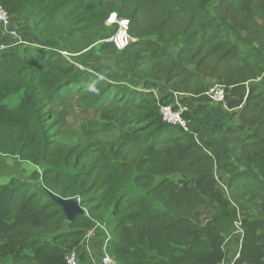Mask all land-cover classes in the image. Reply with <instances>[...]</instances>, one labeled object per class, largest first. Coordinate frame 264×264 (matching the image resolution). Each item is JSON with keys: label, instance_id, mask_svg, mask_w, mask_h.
<instances>
[{"label": "trees", "instance_id": "trees-1", "mask_svg": "<svg viewBox=\"0 0 264 264\" xmlns=\"http://www.w3.org/2000/svg\"><path fill=\"white\" fill-rule=\"evenodd\" d=\"M139 1L0 0L43 43L0 52V264H67L90 232L114 264H221L241 213L236 264H264V35L242 25L264 0ZM123 21L136 41L118 50ZM174 94L187 121L226 110L221 181L196 134L163 121ZM74 100L92 115L69 126ZM50 193L87 215L69 223Z\"/></svg>", "mask_w": 264, "mask_h": 264}, {"label": "rangeland", "instance_id": "rangeland-1", "mask_svg": "<svg viewBox=\"0 0 264 264\" xmlns=\"http://www.w3.org/2000/svg\"><path fill=\"white\" fill-rule=\"evenodd\" d=\"M125 4H130L131 6L137 5L140 1L139 0H124ZM145 6V5H144ZM148 12H152L151 8H147L145 6L144 8ZM76 12L68 11L67 16L65 19H70L75 15ZM261 14V12H259ZM255 12L252 14L251 19L248 21V28L245 27V24H242L245 31H249L250 35H257L259 39H261L260 35H264V16ZM144 15V14H143ZM142 19L143 22L146 21L149 18V15L146 17H143ZM263 17V18H262ZM114 16L110 17L106 21V25L110 26L112 25L116 20L113 19ZM241 20H245V16L241 18ZM116 23H118L116 21ZM57 25H64V23H57ZM120 30V29H119ZM118 30V32H119ZM257 30L259 33H257ZM116 33V35L118 34ZM19 33V32H18ZM20 35V33H19ZM114 35V36H116ZM118 35H127V30L125 31L124 29L121 28V31ZM35 38L37 39V43H32L33 45H42V41L39 40L36 35ZM132 38V36H131ZM86 37H79L75 41L79 44H85ZM135 42L136 40L132 38ZM110 42V40H108ZM97 45V44H95ZM94 45V46H95ZM64 55H67V52H63ZM220 66V65H218ZM221 66L219 67L218 72L220 71ZM177 107V106H176ZM188 107V106H187ZM178 108V107H177ZM189 110L193 113V108L191 106L188 107ZM63 110V113L66 114L68 117L65 119V123L69 126H73L74 124L81 123L83 120L86 118L90 117L92 115L91 111L85 107L83 108V104H79V101L74 100V102H67L63 105V107L60 108V110ZM95 117V116H94ZM227 112L221 107H218L216 105H212L209 107L208 110L205 111L204 114L199 115V116H193L191 121H188V128L195 134H199L200 130L202 131V135L200 136L201 139V146L204 148V150L207 153H212L214 157L216 158L217 161H219L221 164H226L224 163L227 159L226 153H227V147H226V138L229 133L230 127L227 124ZM197 140V138H196ZM197 143L199 144L198 140ZM212 155V156H213ZM228 162V161H226ZM27 170H32V167L30 166H24ZM215 178L221 181L220 175L222 173V169L217 168L216 166V171H215ZM6 173L8 174H17L21 175L20 169L17 171V168L14 164V162H9V168L6 170ZM22 176V175H21ZM24 177V176H23ZM258 205H263L264 206V201L259 200L257 202ZM242 213L238 215V220L237 224L240 225L242 223ZM241 222V223H240ZM236 225H233L232 233L230 236L226 239L225 244H224V249L225 251L228 252V254H231L233 252H236L237 249V244L238 242V229H236ZM244 231V230H243ZM244 233V232H243ZM233 236V237H232ZM232 237L230 240L229 238ZM228 240L230 242H228ZM242 240V239H241ZM224 251V252H225ZM242 252V250H241ZM241 257V256H240ZM226 259V257H225ZM224 259V260H225Z\"/></svg>", "mask_w": 264, "mask_h": 264}, {"label": "built area", "instance_id": "built-area-1", "mask_svg": "<svg viewBox=\"0 0 264 264\" xmlns=\"http://www.w3.org/2000/svg\"><path fill=\"white\" fill-rule=\"evenodd\" d=\"M12 26H16V25L12 24L11 16L9 15L8 11L0 5V27L4 30L5 35H8L10 38L14 40L16 39L18 40V42H13L12 44L9 45H0V52L11 50L19 47L20 45L26 44L21 39L18 33V29L17 28L11 29ZM127 27H128L127 21L121 22L122 29L126 31ZM133 41L134 40L131 39L129 35H117L116 37L110 40V42H113L118 50H124ZM225 95H226L225 88L222 86H214L210 88V90L207 92V96L209 97V99L216 104L223 103L225 100ZM181 96L182 95L180 94H174V97L176 98L175 105L178 107L177 110H175V108L172 105L163 106L161 107V114L163 117V121L165 123L174 127H180L184 131H188V121L183 117V114L185 112H189V108L185 104H182V101L180 100ZM235 225L237 227L236 229H238V234H239L238 235L239 241L236 242L237 244L236 252L228 254V252L225 251L223 247V250L226 253V259L221 264H236V262L241 256L244 233L241 224L238 225L236 223ZM92 234L95 235L93 232H90L88 234L87 239ZM232 237H230L229 240ZM229 240L228 242H230ZM79 259H80L79 255L76 252H71L67 257V264H79ZM102 264H114V260L108 254H106L102 259Z\"/></svg>", "mask_w": 264, "mask_h": 264}, {"label": "crops", "instance_id": "crops-1", "mask_svg": "<svg viewBox=\"0 0 264 264\" xmlns=\"http://www.w3.org/2000/svg\"><path fill=\"white\" fill-rule=\"evenodd\" d=\"M18 23H21L19 25L16 26H12L11 29L13 28H17L18 32L20 33V37L23 40V42L27 43H37V39L35 38V34L31 31V28L28 24H25L24 22H22V20H19ZM10 29V30H11ZM13 42H18V40H14L12 38H10L8 35H5L4 30L0 27V45H9L12 44ZM228 117V114H227ZM202 131L200 130L199 134H196L197 138L200 140L201 139L199 137L203 136L202 135ZM194 133V132H193ZM228 139L226 138V147H227V153H226V161H230L233 160V158H231V153L229 152V147H228ZM210 156H212L213 154L209 153ZM215 160L216 166L217 168L222 169V167L224 166V164H221L219 161L216 160V158L214 157V155L212 156ZM226 161L224 163H226ZM104 238H99L96 235H91L82 245V248L80 249L79 252H76L79 255L80 258V264H102V259L103 257L107 254L106 253V247H107V241L105 242L103 240ZM84 255V258L82 260H84V262L82 263L81 260V256ZM112 258V257H111Z\"/></svg>", "mask_w": 264, "mask_h": 264}, {"label": "water", "instance_id": "water-1", "mask_svg": "<svg viewBox=\"0 0 264 264\" xmlns=\"http://www.w3.org/2000/svg\"><path fill=\"white\" fill-rule=\"evenodd\" d=\"M116 18V15H115ZM51 199H53L61 208L65 214L67 221L72 223L79 216H86V210L81 207L78 199H64L60 196L50 193ZM80 264V259H79Z\"/></svg>", "mask_w": 264, "mask_h": 264}, {"label": "bare ground", "instance_id": "bare-ground-1", "mask_svg": "<svg viewBox=\"0 0 264 264\" xmlns=\"http://www.w3.org/2000/svg\"><path fill=\"white\" fill-rule=\"evenodd\" d=\"M114 16V15H113ZM113 19H115V16H114V18Z\"/></svg>", "mask_w": 264, "mask_h": 264}, {"label": "clouds", "instance_id": "clouds-1", "mask_svg": "<svg viewBox=\"0 0 264 264\" xmlns=\"http://www.w3.org/2000/svg\"><path fill=\"white\" fill-rule=\"evenodd\" d=\"M116 19V18H115Z\"/></svg>", "mask_w": 264, "mask_h": 264}]
</instances>
